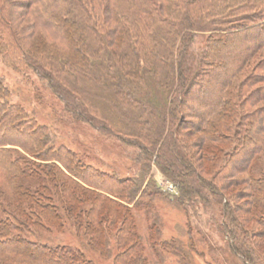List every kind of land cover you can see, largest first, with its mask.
<instances>
[{
    "label": "trees",
    "instance_id": "1",
    "mask_svg": "<svg viewBox=\"0 0 264 264\" xmlns=\"http://www.w3.org/2000/svg\"><path fill=\"white\" fill-rule=\"evenodd\" d=\"M202 31L212 32L206 50L192 66L186 60ZM260 51L262 57L254 68L261 71L247 74L227 97L235 75ZM0 59L14 67H31L57 90L66 92V105L77 118L155 155V162L181 193L175 201L183 204L194 195L203 196L204 189L223 193L203 177V165L188 158L179 141L181 122L174 124L179 115L198 119L186 128L191 136L201 132L193 141L200 152L207 136L227 139L218 131L220 122L213 126L218 132H211L208 122L214 113L225 112L218 110L225 101L251 95L252 82L264 83V0H0ZM229 65L234 71L225 69L221 84L214 87L217 99L207 108L196 109L193 94L200 76ZM85 82L91 83L92 92L105 88L109 98L116 100L111 103L116 113L100 110L94 95L86 94ZM153 90L159 102L153 100ZM255 94L264 99V86ZM245 103L234 105L242 111ZM256 107L250 118L243 116L244 122L249 121L240 153H249L255 142L256 153H264L263 131L257 130L261 120L264 127V106ZM238 135L235 131L236 140ZM232 159L228 158L225 169L243 172L249 166L246 163L236 169ZM234 175L228 177L232 186L240 183ZM245 182L251 194L245 193L249 205L243 211L244 219L264 225V215L251 214L255 205L264 208V173L249 175ZM161 194L144 174L124 179L94 168L76 152L56 145L45 125L8 101V88L0 78V264H87L79 250L27 235L28 230L38 233L56 223L63 216L61 205L75 227L94 243L104 239L107 229L116 231L113 264H151L129 205L150 208ZM84 203L90 204L86 207ZM237 210L228 205L224 214L231 222L239 220ZM238 223L241 228L229 223L227 228L233 249L249 263L263 264L253 251L259 244L250 243V232L242 221ZM158 236L159 228L153 222V247ZM161 245L179 247L176 241Z\"/></svg>",
    "mask_w": 264,
    "mask_h": 264
},
{
    "label": "rangeland",
    "instance_id": "2",
    "mask_svg": "<svg viewBox=\"0 0 264 264\" xmlns=\"http://www.w3.org/2000/svg\"><path fill=\"white\" fill-rule=\"evenodd\" d=\"M211 32L202 31L197 34L198 36L188 55V60H186L187 63H191L192 66L195 65L198 55H201L206 50L207 38ZM220 33L216 32V35H223V33ZM214 34L213 36H216ZM262 53L263 51L255 53L241 68L240 75H235L236 79L228 87L225 94L227 97L232 91L234 92L233 88L238 87L247 74L254 71L257 74V72L261 71L260 68L256 71L254 65L261 59ZM233 67L229 65L220 71L216 69L215 71L219 73L218 76L215 75L216 72L200 76L198 79L199 85L194 87L195 95L193 94L195 99L193 105L196 109L207 108L208 103L217 99L219 93L215 95L214 87L221 84L222 73L225 72V69H231L230 72H232ZM0 78L8 88V101L20 105L30 118L39 124L45 125L55 139L56 145H63L76 152L86 164L110 174L115 173L124 179H133L137 178L138 175L144 174L147 180L152 179L157 187L163 191V195L157 196L150 208L147 206L133 208V204L129 205L132 209L131 215L135 221L136 230L142 236V241L146 248L145 254H147L151 264H251L233 249L232 241L227 233L228 223L237 226L240 221L244 223L247 231L250 232V243L259 244V247L254 248L253 246V251L255 254H259L258 257L263 259L264 264V225L256 223L254 219L245 220L243 215V211L249 205V200L245 198V193L251 194L250 188L245 181L249 175L254 177L263 176L264 153L262 152V155L256 153V142L253 143L249 153L239 152L241 150V137H244V132L248 129V123L246 122L247 120L249 121L247 119L244 122L243 116L250 118V111L253 108L256 109L258 105L263 108L264 99L258 98L255 93L264 86V83L254 84L252 82L251 87H253V90H251L253 93L251 95L245 93L246 95L239 96V98L234 96L233 100L225 101L226 104L224 103V106L218 109L219 112H225L220 115L214 113L211 116V122H208L212 127H210V131H219V133L225 134L227 139L222 140L221 137L210 139L207 136L201 152L199 148L195 149L193 146V141H196L201 132L191 136L186 128L187 125L196 123L198 119L190 116L185 118L184 115L177 117L174 125L176 127L178 122H181L179 132L182 136L179 141L187 151L188 158L190 157L191 162L197 165H203V177L208 182L216 185L217 188L215 190L220 189L223 193V195H220V193L211 194L204 189L203 196L194 195L191 199H187L183 204H180L174 199L181 196L175 184L176 182L161 170L158 163L155 162V155L146 154L138 144H130L122 138L110 134L105 129H99L89 120L77 118L66 105V98H69L67 93L63 90H57L51 81L43 78L31 67H14L4 63L1 59ZM84 85L86 94H89V97L94 95L93 99L99 104L100 110L116 113V110L112 109L111 106V103H116V100L112 101L109 98L107 93H105V88L99 87L100 90L98 92H92L91 83L85 82ZM154 94L155 90L152 91L151 96L153 100L159 102L160 100ZM251 100L254 102L253 105L250 104ZM240 101L246 102L242 111L234 105V103ZM234 107L235 112L232 113L231 110ZM215 121L221 123L218 126L220 127L218 131L213 129ZM261 123L262 120L257 130L259 132L263 131V134H259L263 140L264 127ZM244 124L245 127H243ZM116 125L119 124L116 123ZM235 131L240 133L238 135V138L239 136L240 138L237 140ZM233 152L234 155L236 153L239 154L233 156ZM231 156L233 157V163L235 162L233 166L236 169H241L246 163L249 165L248 168L243 170V172H237L232 167L225 169L224 165ZM236 158H239L240 161H238L239 159L235 161ZM221 171L223 176H219ZM234 172L235 179L240 181V183L232 186L228 184L230 180L228 177ZM219 177H222V179ZM169 184L174 186L173 190L169 188ZM222 185L226 186V188L222 187ZM145 186L146 182L143 184V188ZM89 204L84 203L86 207ZM228 205L230 208L236 207L238 209L236 213L239 215L237 217H239L240 221L235 219L231 222V219L229 220L225 216L224 210L226 211ZM12 206L16 209L15 204H12ZM259 207L257 205L253 206L251 214L264 215V208ZM60 209L63 212V216L56 219V223H51L50 227L42 232L32 233L31 230H28L27 235L34 240L51 245H67L79 250L83 253L87 264H113L117 253L114 236L116 231L110 232L107 229L105 236H103L104 239L94 243L91 241V236L84 230L80 231L75 227L74 221L68 218L63 205L60 206ZM153 222H156L159 228L156 247H153V242L150 240V225ZM104 225L107 226L106 223ZM238 226L241 228L240 225ZM164 241H176L179 247L165 248L161 245Z\"/></svg>",
    "mask_w": 264,
    "mask_h": 264
},
{
    "label": "built area",
    "instance_id": "3",
    "mask_svg": "<svg viewBox=\"0 0 264 264\" xmlns=\"http://www.w3.org/2000/svg\"><path fill=\"white\" fill-rule=\"evenodd\" d=\"M169 188H170L171 190H173V189H174V186H173L172 184H169Z\"/></svg>",
    "mask_w": 264,
    "mask_h": 264
}]
</instances>
